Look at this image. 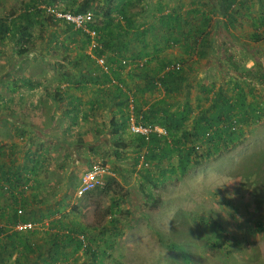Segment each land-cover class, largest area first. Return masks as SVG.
Returning <instances> with one entry per match:
<instances>
[{
	"label": "trees",
	"instance_id": "16d2710c",
	"mask_svg": "<svg viewBox=\"0 0 264 264\" xmlns=\"http://www.w3.org/2000/svg\"><path fill=\"white\" fill-rule=\"evenodd\" d=\"M93 2L96 0H85L75 9L69 7L61 11L75 14L92 11L94 18H99L100 22L96 19L88 26L100 33L98 39L101 45L96 48L95 53L97 56L106 57L107 64L111 66L109 73L104 72L99 65L96 66V60L89 55L82 53L77 61L71 59L69 46L62 43L57 30L67 26V29L74 31L73 35L69 32L70 42L81 39L83 42L80 47L86 45L89 36L82 28H77L64 18H58L49 12L47 9L51 6H38L39 0L26 2L19 13L13 10L0 17V44L9 45L12 47L9 52L23 57L34 53L40 55L37 51L39 47L45 48L48 43L54 42L56 48L65 49L64 52L54 53L53 57L56 62L66 67L63 76H89L95 83L98 79L94 77L111 84L116 80L118 84L112 85L119 96L120 114L113 117L110 124L114 137L113 154L122 158L125 151L134 153L129 155L132 160L129 171L139 173L155 184L161 181L159 176H163L164 180L177 172L185 175L196 156H202L205 150L206 155L210 156L237 146L249 123L259 122L264 117V101H249L247 92L240 85L245 77L240 66L233 60V55H229L228 59L234 62H229L235 69L238 88L234 95H229L227 89L220 86L217 91H213L209 105L200 103L194 106L187 87L210 53L199 48L214 45L212 30L223 28L231 32V29L237 30L239 26L243 28L242 20L250 15L252 0H218L216 4L193 0L184 14L179 10L181 6L178 9L174 5L169 7L168 2L159 0L154 6L146 8V27L143 21H138L139 13L131 11L130 7L134 5L132 0H119L116 3L108 0L101 8L92 7ZM259 2L263 7L262 12L247 24L253 28L248 39L261 42L264 39V0ZM51 3L50 1L48 4L52 5ZM142 11L140 14H143ZM211 11L215 17L209 15ZM35 24L43 25L46 29L45 35L43 33L35 37L32 34L31 29ZM52 30L51 37L46 38L47 33ZM233 38L238 41L241 39L240 35H234ZM176 47L180 50L177 56L168 51ZM259 51H262L261 47ZM254 60L259 63L257 58ZM129 65L130 68H127ZM124 76L132 82L136 81L131 89ZM252 77L248 81L251 90L255 81L264 84V69L257 70ZM201 90L205 93L212 91L205 83ZM156 92H162V97L152 100L147 96ZM131 99L139 123L162 126L167 134L153 132L147 139L144 134L132 133L134 137L126 140ZM194 109H198V112L195 113ZM199 142L205 146L201 154L195 147ZM174 156L178 157L177 165L170 163ZM161 165L164 167L158 172ZM118 167L116 165L115 169ZM23 180H28L26 175L18 179ZM109 185L96 189H102L99 193H107ZM3 192L0 187V197ZM147 197H152L151 193ZM155 202L159 203V200L155 198ZM118 205V200L113 198L107 212L115 214ZM5 207L11 209L13 214L9 224H3L6 210L0 205V264H65L68 263L70 255H76L81 250L91 256V264L102 263L106 252L97 248L95 238L89 237L86 229L69 228L60 220L53 224L58 232L50 231L47 240H34L37 231L20 232L14 229L19 221L26 220L24 213L19 214L11 204H6ZM78 210V206L73 207V212L78 213ZM116 221L112 220L113 223ZM81 233H86L85 240L78 237ZM169 246L185 251L175 243Z\"/></svg>",
	"mask_w": 264,
	"mask_h": 264
},
{
	"label": "rangeland",
	"instance_id": "374dc122",
	"mask_svg": "<svg viewBox=\"0 0 264 264\" xmlns=\"http://www.w3.org/2000/svg\"><path fill=\"white\" fill-rule=\"evenodd\" d=\"M29 1L0 0V17L10 14L13 10L19 13ZM50 1L52 5L48 4ZM84 1L39 0L38 6L44 8L51 6L63 11L69 7L75 9ZM107 1L96 0L92 7L101 8ZM157 1L159 0H146V5L136 4L130 9L140 13L144 8L154 6ZM192 1L169 2L170 6L174 5L173 7L177 9L181 6L179 10L184 14L191 7ZM202 1L212 4L218 2ZM111 2L116 3L118 0ZM251 3L250 15L242 20L243 28L239 26L237 29L240 31L235 30L241 34L239 42L243 43V48L239 50L238 45L231 50L220 47L221 51L216 52L213 58L217 62L223 59L224 62L219 64H226L227 67L228 53L233 52V55L238 56L235 62L245 77L240 85L247 92L248 100L264 101V84L255 81V86L251 90L248 82L253 79L252 75L257 73V70L264 69V39L261 42L248 39L249 33L253 30L248 24L252 22L254 16L257 17L262 12L263 7L259 0H252ZM209 15L215 17L212 11ZM96 19L100 22L96 17L94 22ZM82 30H85L90 38L82 47L81 39L76 40L80 42L78 44L74 40L75 43L70 42L69 32L73 35L74 31L67 29V26L60 27L57 32L62 43L69 46L73 61H77L82 53L95 61L96 48L101 45L98 39L100 33L92 36L93 29L88 25L82 27ZM31 32L37 37L43 33L45 35L46 29L42 24H35ZM52 32L53 30L48 32L45 37H51ZM8 42L10 41H6ZM260 47L262 51H259ZM62 49L58 51L57 48L53 49L51 55L64 52V47ZM168 51L176 56L180 54V50L177 51L175 48ZM25 57L27 60L22 57L20 68L30 66L32 62L38 66L46 64V59L39 56ZM254 58H257L259 63H256ZM54 66L52 69L55 76L62 77L67 70L66 67L56 61ZM234 70L230 65L222 71L221 77L215 76L216 79L207 84L212 90L209 93L201 90L205 82L199 79L202 75L200 70L198 76L191 79L187 86L194 106L200 103L204 106L209 105L213 91H217L220 86H224L229 95H234L238 89ZM162 94L156 92L147 96L154 100L161 98ZM194 110L195 113L198 112V109ZM170 163L177 165V158L170 160ZM127 166L122 181L113 178L110 179V183L107 181L106 185L110 184L109 192L99 193L102 189H96L81 197L74 194V197L67 199L70 203L66 205L70 209L67 214H75L72 207H80L83 210L82 218L89 225L88 236L94 237L97 248L106 252L102 257V263L97 264H264V117L259 122L249 123L237 146L212 153L210 156L206 155L205 150L202 156H196L185 175L177 172L164 180L163 176H159L161 181L155 184L142 179V175H135L134 172L127 170L131 164ZM163 167L164 165H161L157 171L160 172ZM149 193L152 197H147ZM113 198L118 200L119 205L116 213L111 215L107 210ZM155 198L159 203L155 202ZM87 205L90 207L87 208ZM114 219L117 220L116 223L112 222ZM171 243L178 244L185 251L171 248L169 246ZM91 263V256L81 250L76 255H70L68 263L65 264Z\"/></svg>",
	"mask_w": 264,
	"mask_h": 264
},
{
	"label": "crops",
	"instance_id": "0c3cea01",
	"mask_svg": "<svg viewBox=\"0 0 264 264\" xmlns=\"http://www.w3.org/2000/svg\"><path fill=\"white\" fill-rule=\"evenodd\" d=\"M132 1L134 5H146V0ZM170 4L168 2L169 6ZM142 13L143 15L139 13L137 19L139 22L143 21L146 27V8ZM235 30L228 32L223 28L213 29L214 45L199 48L210 52L196 74L198 76L201 70L199 79L202 82L205 80L206 85L213 82L217 75L221 77L222 71L230 67L229 62H233L227 57L226 67V64L220 65L224 62L223 59L214 61L213 57L216 52L221 51L220 47L231 50L238 45L239 50L243 48V43L233 38L234 35L242 38ZM46 46L41 49L39 47L37 51L40 55H30L32 58L39 56L46 59V64L38 66L32 62L30 66L20 68L22 56L9 52L12 48L9 45H0V187L4 191L0 197V205L6 210L3 224L8 225L12 219V210L5 207L6 204H11L18 213L19 210L23 211L21 214L24 213L26 220L22 221L38 224L33 230L23 231H37L34 240H47L50 231L58 232L53 224L60 220L69 228L77 227L78 230L88 231L89 225L82 218L83 210L79 207L78 213L68 215L70 209L66 206L67 203L70 204L67 199L74 197V194L78 197L77 189L82 174L92 163L102 162L111 170L106 177L108 182L114 177L116 181H122L127 165L132 163L129 155H134L130 150L125 151L122 158L113 154L114 137L110 124L111 119L120 114V107L117 90L112 84L118 83L111 84L94 77L98 79L95 83L89 76L74 74L56 77L52 69L55 67V59L51 55L56 47L54 42ZM175 49L179 51L178 47ZM229 55H233V52H229ZM233 56L234 61L238 60V56ZM23 57L27 60V57ZM124 78L130 89L136 84V81L132 82L128 77ZM219 79L221 82V78ZM144 98L146 99V95ZM133 137L134 134L128 128L125 139ZM174 158L178 160L174 156L171 161ZM116 165H119L117 170ZM23 175L28 180L18 181ZM82 236H86V233H81L78 237Z\"/></svg>",
	"mask_w": 264,
	"mask_h": 264
},
{
	"label": "built area",
	"instance_id": "2783aa9c",
	"mask_svg": "<svg viewBox=\"0 0 264 264\" xmlns=\"http://www.w3.org/2000/svg\"><path fill=\"white\" fill-rule=\"evenodd\" d=\"M49 12L54 14L58 18H64L67 22L73 24L77 28L86 27L90 23L94 22V14L92 11H87L83 13H72V12H62L60 10L55 9L54 7H49L47 9ZM92 36H97V31H91ZM96 60L99 66H101L102 70L106 73H109L111 70V66L107 64L106 57L104 56H96ZM113 82H117L113 80ZM130 108V117H129V125L128 128L132 133H140L147 136V139L150 133L158 132L159 134H167V131L164 127L159 125H144L139 123L137 117L134 114V105L133 100L131 99L129 103ZM196 150L199 154L203 153L205 146L199 142L195 144ZM111 173V170L108 165L102 162H94L91 166L82 174L81 182L77 189V195L83 196L88 192L98 188L104 187L107 183L106 177ZM23 211L19 210V214ZM37 223L32 221H19L14 229L20 232L26 230H33L37 228ZM82 240H85L84 236L81 237Z\"/></svg>",
	"mask_w": 264,
	"mask_h": 264
}]
</instances>
